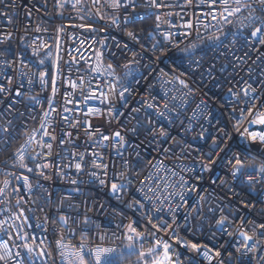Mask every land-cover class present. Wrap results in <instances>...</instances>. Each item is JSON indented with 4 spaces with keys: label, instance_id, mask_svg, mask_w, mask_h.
I'll return each mask as SVG.
<instances>
[{
    "label": "built area",
    "instance_id": "2783aa9c",
    "mask_svg": "<svg viewBox=\"0 0 264 264\" xmlns=\"http://www.w3.org/2000/svg\"><path fill=\"white\" fill-rule=\"evenodd\" d=\"M168 2L172 5L171 7L159 10L153 8L150 14L145 16L146 9L143 5L146 0H136V12L140 13L142 18L135 24L124 23L125 9L123 7L120 10H113L103 3V0L102 4L96 7H93L92 0H83L79 11L72 7L70 0H60L63 7L58 6L57 0H14V2L4 0V3L0 5V13H2L0 14V33H12L9 40L0 43V52H6V56L0 59L13 61L12 68L7 70V75L12 77V83L9 84L7 79L0 76V84H3L6 89L5 92H0V128L4 129L0 131V188L5 187L3 181L8 180L4 193L0 194V221H7L3 225V231H0V240L7 241L10 247L13 243L23 242L15 239L17 233L13 226H21L20 234L26 233L29 243H33L31 238L35 237V250L31 258L24 249H11L13 252L21 251L24 264H63L56 241L63 236L65 243L79 245L80 228L84 227L85 216L91 221L88 226L90 227L87 240L89 247L97 244L121 246L123 228L117 226L127 225L129 222L138 224L140 231L145 229L150 232L156 231L147 223L148 216L144 215L145 212L155 208L163 209V211L155 214L153 223L163 220L166 225H172L175 235L182 240H191L209 246L215 244L218 247L224 243V240L229 239L226 233L217 231L215 226V220L221 214L228 215L233 220L231 225H225L229 232L240 230L241 217L247 218L244 230L249 233L252 231L251 221L264 223V202L258 200L257 194H249L246 190L247 186L239 182L232 183L231 166L235 161L229 162L233 153L239 152L246 164L253 160L259 163L264 158V145H261L259 141H245L234 130L233 125L240 116L239 105L234 101L229 103L225 95L232 83L237 80H248L249 66L257 70L252 76L255 82L259 83L261 78L259 69L264 68V62L257 58L264 53V48L252 41L255 47L250 49L244 37L237 36L235 50L231 54L224 48L215 51L212 49L195 51L191 59L199 60V67L190 64L188 57L181 60L177 50L164 41L163 34L167 32L177 34L173 38V43H179L180 47L198 42L196 28L199 27L200 34L203 35L205 30L202 24L211 23L210 18L204 15L209 8L207 0H204V3H200V0H192V3L187 5L185 0H168ZM97 7L104 15L103 19L95 15ZM89 9H91V15H89ZM127 11L131 12V9ZM168 12L172 15L167 16V22L161 23L160 28L157 29L155 16L160 14L163 19ZM256 14L260 15L259 11ZM242 15H247V12H243ZM81 16L85 19L81 20ZM113 17L119 19L118 24L111 23ZM189 21L193 24L192 29L184 27ZM88 23L93 24L94 31L78 27L80 24ZM58 26L63 28V31L59 33L61 59L56 82L59 91L53 105L57 108V112L52 114L49 127V131L58 138L56 141L44 138L53 144V155L48 159L54 165L68 163L70 157H67L64 151L67 148L69 151L85 152L87 163L83 172L79 174L74 168L65 169V177L57 175L54 168L47 169L45 175L50 179H44L35 170V164L43 162L42 160L33 161L31 155L26 154L25 163L34 169L33 172H29L27 168H21L11 154L25 142L26 129L31 131L39 127L40 116L43 110L48 108L47 98L52 94V62L57 56L56 29ZM37 28L40 31H37ZM128 30L138 33L137 41H133L126 35ZM231 30L234 31L235 27ZM188 31L191 35H180ZM249 33L250 29L245 31L244 36H248ZM21 37H24L23 41ZM232 39L230 36L229 40ZM101 40L105 41L104 45L100 43ZM81 41L84 43L81 44ZM157 41L160 42L158 49L167 48L171 51L175 65L168 59L156 60L159 50L154 53L151 48ZM42 42L47 43L49 48H42L38 55L34 56L33 48L38 47ZM228 43L229 41H225V44ZM141 45H144V48H141ZM97 49L104 53L102 63L105 66L109 63L116 66V73L120 77H123L125 72V69L120 66L127 63L133 52L141 53L137 56L140 63L133 67L142 75H137L135 79L128 78L131 83L127 86L131 87V94H126L127 106L117 96L112 97L111 105L102 103L100 100H89L84 104L64 103V93L73 91L67 83L69 79L78 81L80 76H85L88 82L87 76L96 75L89 70L96 63ZM49 51L52 53L51 57H48ZM246 52L248 53L245 57L246 63L234 71L232 65L237 63L236 58L244 56ZM81 56L84 57L83 60H80ZM45 57H47L45 64L40 65L38 61ZM72 57H75L79 63H67ZM21 59L28 63L27 67L19 63ZM144 65L151 66L145 68ZM77 67L80 69L79 72L76 71ZM222 67L226 68L223 72L220 71ZM40 70L47 72L44 84H41L39 80ZM21 71L36 74L32 77L31 84L28 83L27 76L19 75ZM177 78L185 80L188 88L193 90L186 97L183 94L188 92V88L181 85ZM111 79V77L102 76L99 80L93 79L90 86L99 85L103 91L107 92L105 85ZM17 88H20L23 95L16 94ZM31 97L38 98L40 103H34ZM78 98L82 97L79 91H76L72 99ZM145 101L155 107L148 108ZM165 104L168 105L167 108L164 107ZM9 105L13 107L9 108ZM197 105H201L198 110L200 115L198 120L193 117V111L197 110ZM204 105H207V111ZM109 106L117 110L115 112L117 118L112 119L105 114L87 119L93 128L99 126L105 135H110L117 130L122 131L128 141V145L120 150L123 152L122 157L117 156L116 148L113 147L115 140L105 142L107 146L103 147L94 145L88 142L84 126L72 129L61 118L62 115H68L73 121L79 119L83 122L85 119L83 112H86L89 107L100 108L106 113ZM63 107L79 108L80 111L62 113ZM134 108L141 110L133 113ZM234 108L236 111H233ZM157 109L163 115H159ZM208 112L212 114L211 126L204 119ZM7 121H11V126L7 124ZM189 124L193 125L191 131L186 130ZM201 125L209 130L208 143L199 140L193 143L192 138L198 136ZM132 127L137 128L138 134L134 135L126 131L127 128ZM243 127H249V131L252 132H264V126L260 125L245 124L241 126V131ZM218 128H226L231 135V140L228 136L223 138L224 143L230 146V150L223 155L222 160L212 165L210 171L202 172L200 166L209 163L205 153L209 151L211 137L217 134ZM153 129L156 132L165 129L168 135L153 137L150 134ZM62 131L72 132V144H59ZM173 137L176 138V142H173ZM37 139H40L39 135ZM5 140H7V147L4 146ZM189 144L193 146L189 148ZM33 148L37 153L47 150L37 148L33 144L27 150L28 153H32ZM93 150L101 153L102 163L108 165L107 177L104 176V170L96 169L100 178L106 179L104 186H101L98 181L87 182L88 173L93 170L90 167ZM216 152H219V149ZM216 152L212 153L213 160L216 159ZM124 159L131 160L130 168L124 166ZM120 172H124L131 183L125 193L113 194L109 190L111 183L125 182L116 179L117 173ZM24 176L28 177L29 183L38 184L41 187H34L31 191L26 190ZM217 177L227 179L228 184L221 185ZM73 180L76 182L73 183ZM184 181H187V184L181 188L180 185ZM255 187L257 190L264 188V182L256 184ZM141 188L142 192L137 191ZM193 188L196 190L192 191ZM181 192L185 196L186 203L180 200ZM145 195L150 199L144 200ZM134 200H140L145 207L129 208L128 204ZM17 201L20 203L17 204ZM77 205L79 207H76ZM177 205H180V208L173 222L172 214L167 209ZM20 210H23L24 216L27 217V224L24 223V217L19 220L13 218L12 214H19ZM61 215L69 218L68 228L62 227L59 222L52 223L53 219L58 221ZM185 216L188 217L187 220ZM75 221L80 223L76 224ZM38 224L39 227H37ZM69 228L76 229L74 234H68ZM8 233H12V240H9ZM102 233H107L103 241L98 239ZM113 233L121 238H113ZM213 234L217 237L216 240L210 239ZM170 236L171 234L165 230L156 233V238L170 239ZM221 236L223 239L220 238ZM41 240L44 241L43 245L39 243ZM171 242L175 251L183 253L182 260L185 257H192L198 259L200 264H208L202 256L179 247L174 240ZM233 242L236 241L233 240ZM143 243L145 247L150 246L152 238H147ZM41 248L51 255L39 257ZM259 255H264V246L258 250L257 258ZM0 264L3 262L0 261Z\"/></svg>",
    "mask_w": 264,
    "mask_h": 264
},
{
    "label": "snow or ice",
    "instance_id": "6c2138e0",
    "mask_svg": "<svg viewBox=\"0 0 264 264\" xmlns=\"http://www.w3.org/2000/svg\"><path fill=\"white\" fill-rule=\"evenodd\" d=\"M14 2V0H13ZM72 2V7L80 10V6L82 5L83 0H70ZM4 3V0H0V5ZM103 3H106L108 7H111L113 10H120L121 7L125 9L124 14V23L125 24H135L138 20H140L141 14L136 12L137 4L136 0H103ZM192 0H185V4H191ZM200 3H204V0H200ZM57 4L59 7H63L64 5L60 3V0H57ZM102 0H92L93 7L97 5H101ZM209 11L204 13V15L210 18L211 23L205 22L202 24L205 33L203 35L200 34V28H196L197 32V41L196 43H191L185 47H180L179 43H173V38L175 33L167 32L163 34L164 41L168 42L172 45V48L177 50L179 54V58L182 60L184 57L189 58L190 64H195L199 67L200 61L199 60H192L191 57L194 55L195 51H203L204 49H212L217 50L220 48H224L226 51L231 52L235 50V38L237 36L244 37L245 43L248 47L254 48L255 45L252 41H255V44H258L260 47L264 48V0H207ZM172 5L168 2V0H146V3L143 7L146 9L144 15H149L151 9H162V8H169ZM131 9V12H128L127 9ZM247 12V15H242L243 12ZM259 11L260 15L256 13ZM89 15H91V9L88 10ZM2 14V13H0ZM95 15L100 19L104 18L103 13L101 12L100 8H96ZM172 15L171 12L165 14V17L162 19L160 14L155 16V27L157 29L160 28L161 23H166L167 16ZM179 15V14H177ZM81 20L85 19V17L81 16ZM11 22V21H9ZM112 24H118L119 19L113 17L111 19ZM80 28H84L85 30H95L92 23L88 24H80L78 25ZM187 29H192L193 24L191 21L184 25ZM235 27V30H231ZM250 29V33L248 36H244L246 30ZM40 31L39 28L36 29ZM47 31V29H45ZM63 31L62 27H57V43H56V50L57 56L55 60L52 62V94L47 98L48 99V108L44 109L41 116H40V125L36 129H32L31 131L25 130L26 140L23 144L20 145L12 154V158L19 164L21 168H27L29 172H33L34 169L28 167L25 163L26 154L31 155L33 161L42 160L41 163L35 164V170L39 172V175L44 177V179H50L49 176L45 175V170L54 168L57 175L61 177H65V169H75L77 174L82 173L87 163L86 160V153L85 152H76V151H69L67 148L64 150L67 157H70L68 163H58L52 164L49 162V157H52L53 152V144L51 142L46 141L44 138H49V141H56L57 135L53 134V132L49 131L50 121L52 114L57 112V108L54 107L55 103V96L59 91L56 82H57V73L59 72V61L61 59L59 52L60 49V39L59 33ZM101 31H103L101 29ZM126 35L132 39L133 41L138 40V33L133 30H128ZM151 35V33H150ZM180 35L189 36L191 32H185ZM2 39H0V43H4L5 41L9 40L12 36L11 32L6 34L0 33ZM232 37V40H229V37ZM22 41L24 37L20 38ZM225 41H229L228 44H225ZM84 41H81L83 44ZM100 43L102 45L105 44L104 40H101ZM159 41L152 44L151 50L155 53L159 50V55L156 57L157 61H163L165 59L171 60V62L175 65V59L171 55V51L167 48L158 49ZM49 48L47 43H41L38 47L33 48V55H38L41 49ZM141 48H144V45H141ZM51 51L48 52V57H51ZM104 53L97 49L95 51L96 63L90 68V72L96 74L94 76H87V81L85 76H80L78 81L69 79L67 83L73 89L72 92H65V104H84L89 100H100L102 103H106L111 105L112 97L117 96L120 101L125 102L127 100L126 94H131V87L127 86L130 85L131 81L128 80L129 77L135 79L137 75H142V73L138 72L133 65H138L140 61L137 59L138 55L141 53H132V57L127 61V63L121 65L123 69H125L124 76L120 77L116 73V66L112 63L107 64L106 66L102 63ZM6 52H0V57H5ZM248 56L246 52L244 56L237 57V63L232 65L233 70L237 67H242L245 63V57ZM45 57L44 59H40L38 63L40 65L45 64ZM84 57L81 56L80 60H83ZM261 62H264V53H261L260 56L257 58ZM20 64L28 66V63L24 60L19 61ZM78 64L79 61L76 60L75 57H72L69 62ZM256 63V61H253ZM13 61H9L7 59H0V76H3L4 79H7L8 83H12V77L7 75V70L12 68ZM151 65H144L145 68L150 67ZM226 68L222 67L220 69L221 72L225 71ZM71 71V68H69ZM77 72L80 69L77 67ZM210 71V70H209ZM257 70L249 66L247 68V72L249 73L248 80H237L235 83H232L230 87L227 89L226 98L228 99L229 103L233 101L239 105V112L240 116L236 119L235 124L233 125L234 130L239 133L240 137L245 141H252L256 142L259 141L261 145H264V132H252L249 131V127H243V131H241L242 125H260L264 126V68L259 69L261 78L259 83H256L253 79L252 74L255 73ZM163 72V69H161ZM20 76H27L28 83H32V77L35 76V73H25L23 71L19 72ZM47 75L46 71L40 70L39 71V80L41 84L45 83V77ZM102 76L111 77L112 79L107 82L105 85L108 89L107 92L103 91L99 85L96 87H91L90 82L93 79L99 80ZM179 79V78H177ZM251 81V82H250ZM126 82V83H125ZM179 83L183 85L185 88H188V84L185 80L179 79ZM255 84V86H254ZM23 87V85H21ZM151 87V86H149ZM119 88V91L117 89ZM6 89L3 84H0V92H5ZM79 91L80 97L78 99H72L74 93ZM193 90L188 88V92L184 93L183 95L186 97L189 93ZM16 94L23 95L20 88L16 89ZM34 103L39 104L40 100L36 97H31ZM145 104L148 108H154L155 105L151 103ZM13 105H9V108H12ZM165 108L168 107L167 104L164 105ZM201 108V105H197V110L193 111V117L195 119H199L200 115H198V110ZM205 111H207V105H204ZM140 108L132 109L133 113L139 112ZM79 108H68L63 107L62 113H71V112H79ZM117 110L113 106H109L107 108V112L104 113L101 111L100 108L97 107H89L86 112H83V116L85 119L83 122L81 120H71L68 115H62L61 118L65 124H68L72 127V129H77L81 126L85 127V135L87 136L88 142H91L94 145L100 146H107L105 142H111L115 140L114 148H116L117 156L122 157L123 152L121 149H124L128 145V141L125 138V135L122 134L121 130H117L112 132L110 135H105L99 126L93 128V125L87 119L88 117H101L105 114L109 118H117L115 116V112ZM233 111H236L234 108ZM159 115H163L157 109ZM211 112H208L207 115L204 116L205 121L209 123L211 126ZM35 119V117H32ZM7 124L11 126V121H7ZM193 128L192 124H189L187 127V131H191ZM0 131H4V129L0 128ZM127 132H130L134 135L138 134V130L136 127L127 128ZM153 137H166L168 135L165 129H161L159 132H156L153 129L150 133ZM40 136V139H37V136ZM61 137L59 139L60 145L72 144V132L71 131H62ZM210 136L209 130L201 125V131L198 136H194L192 138L193 143L196 141H203L208 143V138ZM224 136H228L229 140H231V135L227 132L226 128H218L217 134L211 137V143L208 145L209 151L205 153L206 158L208 159V164H201L200 168L201 171H210L212 165L218 163L222 160L223 155L230 150V146L224 143ZM173 142H176V138L173 137ZM35 144L37 148L47 149L46 151L37 153L35 148L32 149V153H28V149L31 145ZM4 146L7 147V140L4 141ZM118 146V147H117ZM193 145L189 144L188 147L191 148ZM138 147V146H137ZM219 149V152L216 150ZM216 152V159L213 160L212 153ZM91 169L88 173V181L89 183H94L96 181L99 182L101 186L106 184V179L100 178L96 169L104 170V176L107 177V168L108 165L102 163L103 157L102 154L97 151L91 152ZM137 158H139V153H137ZM234 160V164L231 166V179L232 183L235 184L239 182L241 185L247 186L246 190L249 194H257L258 200L260 202H264V188L257 190L255 187L256 184L264 182V158L261 159L259 163H256L255 160L245 163V160L241 157L239 152L233 153L230 161ZM123 164L126 168H130L132 166V162L130 159H124ZM20 179V177H17ZM116 179L121 181H125L122 183H116L113 181L110 186V191L113 194H123L127 191L128 185L131 183L130 180L127 179L124 172L117 173ZM183 180V178H181ZM199 179V177H197ZM219 179L221 185H227L228 180L225 178ZM24 180V188L26 190L31 191L34 187H41L40 185H33L29 183V179L27 176L23 177ZM76 181L73 180V183ZM215 182V181H214ZM5 187L0 188V194H3L5 188L8 185V180L5 179L3 181ZM143 184V181H141ZM187 184V181L181 183L180 187L183 188ZM196 189L193 188L192 191ZM137 191L142 192L143 189H137ZM119 198V197H118ZM23 199V197H21ZM144 200H149L150 197L145 195L143 197ZM180 200L182 203H186L185 196L181 192L180 193ZM20 201H17L19 204ZM252 207L254 205H247ZM71 207V205H70ZM76 207H79L78 205ZM129 208H144L145 205L140 202V200H134L128 204ZM180 205L175 207H169L167 211L172 214L173 222L176 220V213L179 211ZM163 209L155 208L152 211L145 212L144 215L148 216L147 223L151 225L152 229L156 231H148L145 229L144 231L139 230L138 224L134 222H129L127 225H118L117 227H122V245L121 246H104L103 244H97L95 246L89 247L87 246L88 240V233L90 232V227H88L91 223L90 218L85 216L83 225L84 227L80 228L81 233V242L79 245H74L71 243H65L63 236L56 241L57 249H59V256L63 261V264H122V262L126 259V257L135 256L136 264H200L198 259L192 257H185L183 260L181 257L183 256L182 252L175 251L173 248L172 240L175 241V244L181 248H186L192 253H196L197 256H202L204 260L208 262V264H264V255H259L258 257V250L261 246H264V223H257L256 221H251L250 225L252 227V231L244 230L246 228V217H241L239 222V229L238 231H227L225 225H231L233 220L228 216L221 214L218 219L215 220V226L217 231L221 232L222 234L226 233L229 239L224 240V243L220 244L218 247L213 244L209 246L208 244H200L193 242L191 240H182L179 236L175 235V229H173L172 225H166V222L161 220L159 223H153V219L155 218V214L160 213ZM212 211V209H209ZM13 218L19 220L21 217H24V223L27 224V217L24 216L23 210H20L19 214L13 213ZM188 217L185 216V220ZM47 221V217H45ZM59 224L64 227L68 228L69 225V218L61 215L58 218V221L53 219L52 223ZM7 223V221H0V231H3V225ZM74 223L79 224V221H75ZM39 227V224L37 225ZM14 231L17 233L15 239L23 241L22 243L15 244L13 243L10 247L7 241L0 240V261L3 264H24V260L21 258L22 254L21 251L17 250L13 252L11 249H24L26 250L29 258L32 257V254L35 250V237H32L33 243L28 242V236L26 233L20 234L21 226H13ZM160 230H165L167 233H170V239L164 238H156V233ZM76 229L69 228L68 234H74ZM113 238L120 239L121 237H116L115 233L112 234ZM9 240H12V233H8ZM107 236V233H102L99 235L98 239L103 241ZM152 238V243L150 246L145 247L143 241L147 238ZM223 239V236L220 237ZM211 240H216L217 237L213 234L210 237ZM235 240L236 242H233ZM41 245L44 244V241L41 240L39 242ZM50 256L51 253H47L44 248H41L38 256L45 257ZM131 264V261H129Z\"/></svg>",
    "mask_w": 264,
    "mask_h": 264
},
{
    "label": "trees",
    "instance_id": "16d2710c",
    "mask_svg": "<svg viewBox=\"0 0 264 264\" xmlns=\"http://www.w3.org/2000/svg\"><path fill=\"white\" fill-rule=\"evenodd\" d=\"M129 261H131V263H133L135 261V256H131V257H126V259L122 262V264H129Z\"/></svg>",
    "mask_w": 264,
    "mask_h": 264
},
{
    "label": "rangeland",
    "instance_id": "374dc122",
    "mask_svg": "<svg viewBox=\"0 0 264 264\" xmlns=\"http://www.w3.org/2000/svg\"><path fill=\"white\" fill-rule=\"evenodd\" d=\"M131 264H136V258H135V261L133 263H131Z\"/></svg>",
    "mask_w": 264,
    "mask_h": 264
}]
</instances>
